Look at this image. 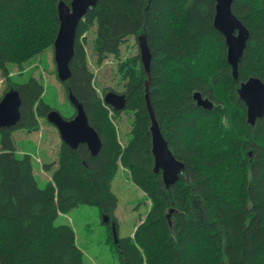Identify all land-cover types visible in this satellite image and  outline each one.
Wrapping results in <instances>:
<instances>
[{
    "label": "trees",
    "instance_id": "trees-1",
    "mask_svg": "<svg viewBox=\"0 0 264 264\" xmlns=\"http://www.w3.org/2000/svg\"><path fill=\"white\" fill-rule=\"evenodd\" d=\"M72 0H0V69L23 67L54 45L58 4ZM234 14L250 31L239 79L227 64L224 37L215 30V0H98L82 19L63 84L83 104L103 147L93 157L86 146L60 147L58 167L45 188L30 156L17 157L12 131H37L51 109L36 78L9 85L22 98L17 127L2 130L0 149V264H87L74 229L56 225L59 214L95 206L118 228L112 182L120 167L146 195L150 208L132 238L115 243L121 264H264V118L252 127L240 101V84L264 82V0H235ZM97 26V62L120 55L130 36L146 35L152 52L149 94L155 118L176 159L181 179L170 189L154 173L146 74L140 56L120 65L128 83L127 108L134 114L131 139L120 145L113 117L92 83L86 37ZM141 66H140V65ZM200 92L215 103L198 107ZM52 165H44L50 171ZM170 210L173 213L169 217ZM108 227L112 230V224Z\"/></svg>",
    "mask_w": 264,
    "mask_h": 264
},
{
    "label": "rangeland",
    "instance_id": "rangeland-1",
    "mask_svg": "<svg viewBox=\"0 0 264 264\" xmlns=\"http://www.w3.org/2000/svg\"><path fill=\"white\" fill-rule=\"evenodd\" d=\"M97 26L94 25L82 37H86V52L89 70L94 75V87L102 98L104 94L116 92L125 93L127 79L119 72L120 65L129 63L139 57L140 48L138 38L130 36L121 43L120 55L106 56L102 63L97 62L94 52ZM54 48H48L23 67L9 64L7 76L0 69V98L9 85H25L31 78H36L44 86L43 102L51 109L58 111L64 118L72 119L75 109L66 97L64 86L57 78L54 62ZM139 63H141V58ZM139 64V65H140ZM140 65V66H141ZM1 100V99H0ZM113 117L120 145L123 147L131 139V130L134 123V114L129 111L119 112ZM39 130L29 131L26 128H17L12 131V139L17 149V157L23 159L30 156L36 180L41 188L50 182V177L58 167V157L62 140L58 130L44 117H39ZM0 132V149H1ZM51 164L50 171H45L44 165ZM112 182V191L118 199L115 211L118 223L117 233L121 239L132 238L134 231L146 217L150 202L143 192L131 182L127 170L120 167ZM103 217L95 206L81 205L66 214H59L56 225H70L77 238L78 248L83 252L87 264H121L118 252L111 239L112 230L104 224Z\"/></svg>",
    "mask_w": 264,
    "mask_h": 264
},
{
    "label": "water",
    "instance_id": "water-1",
    "mask_svg": "<svg viewBox=\"0 0 264 264\" xmlns=\"http://www.w3.org/2000/svg\"><path fill=\"white\" fill-rule=\"evenodd\" d=\"M216 13L214 28L225 39L227 47V64L232 69V77L235 81L239 79V67L242 62L250 40V31L245 24L234 14L233 6L235 0H215ZM98 5V0H72L71 4L61 1L58 4L59 29L52 47L54 48V62L58 80L61 84L72 80L71 63L75 56V42L78 27L82 19L86 18L89 11ZM145 36L138 38L142 68L149 76L146 83V103L151 118L150 133L152 137V156L154 158V173L161 175L167 189L175 186L180 181L185 170V165L176 159L169 148V144L151 106L149 92L150 66L152 53ZM240 101L247 109V122L254 127L257 122L264 118V82L258 77H252L240 84L238 89ZM69 102L75 109V115L71 120L65 119L58 111L52 110L46 116L48 123L52 124L59 132L60 138L67 147L77 150L79 145H84L93 157L99 155L103 142L95 129L89 124V118L83 104L72 92L67 95ZM18 90H10L0 100V131L11 130L17 127L21 120L22 98ZM103 101L116 112H122L127 107L125 94L109 92L105 94ZM195 104L208 111L215 108V103L202 93L194 94ZM173 213L170 210L169 217ZM109 216H103V223H110ZM115 243L118 242L116 225H112Z\"/></svg>",
    "mask_w": 264,
    "mask_h": 264
},
{
    "label": "bare ground",
    "instance_id": "bare-ground-1",
    "mask_svg": "<svg viewBox=\"0 0 264 264\" xmlns=\"http://www.w3.org/2000/svg\"><path fill=\"white\" fill-rule=\"evenodd\" d=\"M141 36H145V38H146V35L145 34H142V35H140L138 38H140ZM150 48V47H149ZM152 53V52H151ZM148 80H149V76H148ZM148 80H146V81H148ZM147 83V82H146ZM149 83H150V81H149ZM249 124V123H248ZM250 125V124H249ZM255 126V125H254ZM253 127V126H252Z\"/></svg>",
    "mask_w": 264,
    "mask_h": 264
},
{
    "label": "crops",
    "instance_id": "crops-1",
    "mask_svg": "<svg viewBox=\"0 0 264 264\" xmlns=\"http://www.w3.org/2000/svg\"><path fill=\"white\" fill-rule=\"evenodd\" d=\"M50 180H51V177H50Z\"/></svg>",
    "mask_w": 264,
    "mask_h": 264
}]
</instances>
